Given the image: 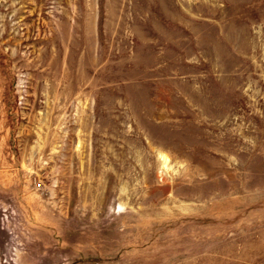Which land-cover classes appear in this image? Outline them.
Masks as SVG:
<instances>
[{"label": "rangeland", "instance_id": "rangeland-1", "mask_svg": "<svg viewBox=\"0 0 264 264\" xmlns=\"http://www.w3.org/2000/svg\"><path fill=\"white\" fill-rule=\"evenodd\" d=\"M0 264H264V0H0Z\"/></svg>", "mask_w": 264, "mask_h": 264}, {"label": "bare ground", "instance_id": "bare-ground-1", "mask_svg": "<svg viewBox=\"0 0 264 264\" xmlns=\"http://www.w3.org/2000/svg\"><path fill=\"white\" fill-rule=\"evenodd\" d=\"M165 159V161L168 160V157L167 156H163V160Z\"/></svg>", "mask_w": 264, "mask_h": 264}]
</instances>
